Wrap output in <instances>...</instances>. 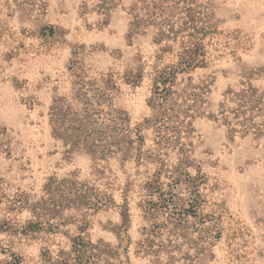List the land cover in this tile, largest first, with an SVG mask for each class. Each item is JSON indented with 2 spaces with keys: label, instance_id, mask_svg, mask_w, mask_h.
I'll return each mask as SVG.
<instances>
[{
  "label": "rangeland",
  "instance_id": "rangeland-1",
  "mask_svg": "<svg viewBox=\"0 0 264 264\" xmlns=\"http://www.w3.org/2000/svg\"><path fill=\"white\" fill-rule=\"evenodd\" d=\"M152 1L0 0V264H75V239L127 251L120 259L102 254L99 264H155L139 250L153 225L145 203L174 189L184 201L198 193L200 215L221 233L199 264H264V0L156 3L182 12L179 24L189 10L197 12V31L178 27L181 33L172 35L152 27L128 37L132 12L153 10ZM102 4L113 7L108 25ZM188 41L201 43L206 61L178 78L181 87L202 94L198 114L185 122L190 133L183 128L161 138L146 125L140 163L99 161L52 138L50 107L55 98L71 99L72 67L98 81L114 76L120 88L115 104L136 127L154 117L149 101L156 73L175 64ZM250 88L252 100H262L252 113L235 97ZM248 122L262 134L240 132ZM153 181L149 197L146 186ZM52 183L113 202L89 210L49 192Z\"/></svg>",
  "mask_w": 264,
  "mask_h": 264
},
{
  "label": "trees",
  "instance_id": "trees-1",
  "mask_svg": "<svg viewBox=\"0 0 264 264\" xmlns=\"http://www.w3.org/2000/svg\"><path fill=\"white\" fill-rule=\"evenodd\" d=\"M145 1L141 0L142 3ZM166 1L181 2V0H154L156 7L153 10L146 8L134 10L128 37L133 38L152 27L168 30L167 33L172 35L188 32V29L197 31L196 27L192 26L200 23L197 12L189 10L185 20L179 24L182 12L165 6L157 7L156 3L166 4ZM106 4H102L100 9L105 25H108L113 7L110 5L107 7ZM178 27H181L179 28L181 32L179 29L175 32ZM190 37L193 38L192 35ZM197 40L200 41L202 38ZM202 49L201 43L186 42L182 46L183 51L178 56V61L171 67L156 73L154 93L149 101L150 107L154 110V117L146 120L144 125L136 127H132L128 113L115 104L120 88L114 76L108 75L98 81L89 79L84 69L72 67L75 80L71 99L55 98L50 107L49 126L52 138L63 143L71 153L82 151L99 161L120 157L123 161L135 159L138 163L142 162L145 157L143 130L146 125L154 127L161 138L180 134L183 128L185 132H191L190 122L187 124L185 122L188 119H194L198 114L201 109L200 105L203 103L202 94H197L196 88L190 85L181 87L178 78L206 65L204 55L201 54ZM253 92L254 90L250 88L235 96L241 104L240 109L252 113L260 108L262 100H252L249 93ZM224 112V107H222L221 115H224ZM252 119L253 117H251V122ZM225 122H228L227 117ZM251 122L242 124L240 132L244 135L250 132H255L257 135L262 134V130ZM153 183L154 181L152 184L147 183L146 186L149 197L154 196ZM47 189L49 192L51 190L60 192L78 203H85L90 206L89 210L94 211L113 202L112 196H102L95 191L85 192L78 186L67 188L62 185L53 186L52 183ZM197 198L199 194L195 193L189 200L184 201L181 193L174 189L168 193L162 192L157 202L147 201L144 209L145 217L153 222V225L145 235L146 238L139 249L140 253L154 256L155 264H178L181 261L199 264L202 257L207 255L212 242L221 238V233L215 231L214 226L208 225L213 221L200 215V203ZM121 213L125 222L129 216L126 206ZM124 231L126 230L120 227L119 236H122ZM124 241L125 239L120 237V244ZM74 244L75 250H78L77 254L79 253L74 259L75 264H99L102 254L110 253L112 256L110 258L120 259L127 252L122 246L111 251L110 247L102 242L92 244L82 239H75ZM107 250L110 251L107 252ZM191 251H194L196 255L189 256ZM63 264H72V260L66 259Z\"/></svg>",
  "mask_w": 264,
  "mask_h": 264
}]
</instances>
